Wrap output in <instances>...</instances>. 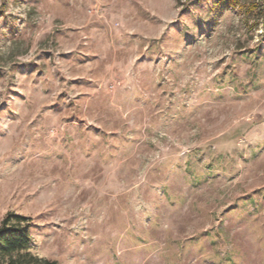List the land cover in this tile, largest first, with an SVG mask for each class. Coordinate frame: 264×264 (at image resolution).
I'll return each mask as SVG.
<instances>
[{
  "label": "rangeland",
  "instance_id": "rangeland-1",
  "mask_svg": "<svg viewBox=\"0 0 264 264\" xmlns=\"http://www.w3.org/2000/svg\"><path fill=\"white\" fill-rule=\"evenodd\" d=\"M58 264H264V0H0V223Z\"/></svg>",
  "mask_w": 264,
  "mask_h": 264
},
{
  "label": "trees",
  "instance_id": "trees-1",
  "mask_svg": "<svg viewBox=\"0 0 264 264\" xmlns=\"http://www.w3.org/2000/svg\"><path fill=\"white\" fill-rule=\"evenodd\" d=\"M232 7L239 0H224ZM30 219L8 213L0 223V264H58L57 261L39 257L29 251L32 243Z\"/></svg>",
  "mask_w": 264,
  "mask_h": 264
}]
</instances>
